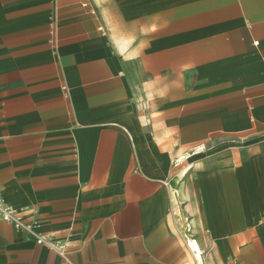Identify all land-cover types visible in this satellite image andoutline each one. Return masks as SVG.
I'll return each instance as SVG.
<instances>
[{
  "label": "crops",
  "instance_id": "crops-1",
  "mask_svg": "<svg viewBox=\"0 0 264 264\" xmlns=\"http://www.w3.org/2000/svg\"><path fill=\"white\" fill-rule=\"evenodd\" d=\"M0 195V264H264V0H0Z\"/></svg>",
  "mask_w": 264,
  "mask_h": 264
},
{
  "label": "built area",
  "instance_id": "built-area-1",
  "mask_svg": "<svg viewBox=\"0 0 264 264\" xmlns=\"http://www.w3.org/2000/svg\"><path fill=\"white\" fill-rule=\"evenodd\" d=\"M0 221L5 222L16 230H22L31 236L35 243L43 245L48 249L56 252L64 260H66L65 246L51 240L48 236L37 231V226L33 222H26L20 210L5 203L0 195Z\"/></svg>",
  "mask_w": 264,
  "mask_h": 264
},
{
  "label": "rangeland",
  "instance_id": "rangeland-1",
  "mask_svg": "<svg viewBox=\"0 0 264 264\" xmlns=\"http://www.w3.org/2000/svg\"><path fill=\"white\" fill-rule=\"evenodd\" d=\"M180 212H181V211L179 210V214L181 215V217L184 216V215H183L182 213H180ZM198 260H199V264H202V257H199Z\"/></svg>",
  "mask_w": 264,
  "mask_h": 264
}]
</instances>
